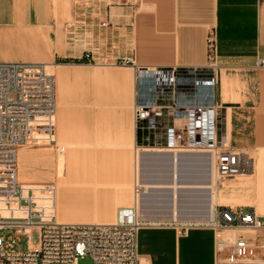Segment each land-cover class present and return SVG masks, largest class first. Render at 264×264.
Segmentation results:
<instances>
[{
	"label": "crops",
	"instance_id": "obj_1",
	"mask_svg": "<svg viewBox=\"0 0 264 264\" xmlns=\"http://www.w3.org/2000/svg\"><path fill=\"white\" fill-rule=\"evenodd\" d=\"M211 32L222 69L220 138L231 150L255 155L252 175L264 196V69L258 67L264 59V0H0V62L49 68L57 82L56 140L65 148L62 176L56 147L19 148L18 182L54 188L60 222L111 225L120 208L134 204L137 177L146 174L142 158L157 155L169 163L171 177L149 184L146 199L167 208H152L145 217L164 221L142 219L143 263L218 264L212 227L168 223L150 213L172 210L176 221V195L199 204L200 195L211 192L216 207L221 192L242 193L240 184L216 190L213 179L211 189L198 188L196 177L192 188H184L182 178L175 187L169 153L143 155L137 164L135 71L124 64L132 59L148 68L204 67ZM240 201L264 198L248 195L234 202ZM178 211L179 219V202Z\"/></svg>",
	"mask_w": 264,
	"mask_h": 264
},
{
	"label": "built area",
	"instance_id": "obj_2",
	"mask_svg": "<svg viewBox=\"0 0 264 264\" xmlns=\"http://www.w3.org/2000/svg\"><path fill=\"white\" fill-rule=\"evenodd\" d=\"M217 35L208 37L209 62L204 67L134 66L136 158L145 152L206 154L220 180L252 175L255 158L226 147L219 134L218 88L221 67ZM89 58L90 55H87ZM258 67L264 69V59ZM57 82L44 64L0 62V264H144L138 236L143 187L139 175L132 206L120 208L116 223H63L56 213L52 187L18 182V150L28 145L56 147ZM10 209H3L2 203ZM210 226L216 233L218 264H252L264 258V241L242 232H264V216L254 208L218 206ZM7 231H23L21 240ZM39 233L38 245L33 233ZM221 262V263H220Z\"/></svg>",
	"mask_w": 264,
	"mask_h": 264
},
{
	"label": "bare ground",
	"instance_id": "obj_3",
	"mask_svg": "<svg viewBox=\"0 0 264 264\" xmlns=\"http://www.w3.org/2000/svg\"><path fill=\"white\" fill-rule=\"evenodd\" d=\"M48 68V67H47ZM48 72L51 73L49 71L48 68ZM222 96V95H221ZM146 154H166V153H149V152H145V153H140L138 159L141 160L143 155ZM170 155V154H169ZM185 155H198V154H182V155H172V158L174 159V177H175V187H177V181L178 179L183 180L182 185L184 188H192L193 187V182L192 180L196 177L199 178V182L195 183L196 186H199L198 188H207V189H211L212 188V180L214 179L215 182V169L214 167L212 168V171H210V169L208 170V166L207 163H205V159L203 158H199V159H189V158H182ZM157 156V155H156ZM155 156V157H156ZM152 156H144L142 158V165H143V171H145V173L148 175V180H153V183L151 182H147V184H145V182H140V177H139V184L143 187V195L141 197V209H140V219L142 221L146 220V221H151L153 222H157V221H164L163 220H157V219H152V218H147L145 219V217H149L148 216V212L150 211V209H165L167 208L165 203H163V206H159L156 203V201H149V199L147 200L146 198V193H149L150 190V186L149 184H159L161 185L162 182H157L155 180H163L164 178H167L168 174L170 171H168L170 169V165L167 161L162 160V159H158ZM166 157V156H165ZM163 158V157H162ZM169 158V157H168ZM182 158V159H181ZM207 160H210L207 159ZM139 161V160H138ZM209 163V162H208ZM63 162L61 161V166H62ZM256 165V162H255ZM172 168V167H171ZM211 173V175L209 174ZM209 177V179H208ZM154 200V199H153ZM199 204H196L197 201H192V199H190V203L186 204L183 209L184 210H191V205L194 204L196 208H202V213L200 215H198V218H196V222L198 223H210L213 222L215 220V206L213 204V197H212V193L209 192V194L206 195H200L199 198ZM198 206V207H197ZM175 219L176 221L178 220V197L176 195L175 197ZM143 222V221H142ZM144 223V222H143ZM145 224V223H144ZM197 224V223H196ZM200 225V224H199ZM221 263V262H220ZM252 264H256V263H252Z\"/></svg>",
	"mask_w": 264,
	"mask_h": 264
},
{
	"label": "rangeland",
	"instance_id": "obj_4",
	"mask_svg": "<svg viewBox=\"0 0 264 264\" xmlns=\"http://www.w3.org/2000/svg\"><path fill=\"white\" fill-rule=\"evenodd\" d=\"M27 148H52L50 146H36V145H28L26 146ZM62 155L63 153H60V151L56 148L55 149V156H56V164H57V171L59 172V175L62 176L61 173V159H62ZM253 157L255 158V155L252 154ZM198 158L201 157L203 159H205V163H207V168L208 170L210 169V171H212L213 168V164L211 159H209L210 157L206 154H198L195 155ZM256 161V159H255ZM209 162V163H208ZM23 172H25V168L22 169ZM255 170L256 169V165H255ZM211 175V173H209ZM264 175V171L260 172V176ZM169 176L171 174H168ZM257 174L254 175H248V176H242V177H237L235 179H229V180H220L217 176V174L215 175V189L219 190L221 188H224L227 185L233 184V183H239L240 188L242 193H222L219 195L220 196V200H217V205L216 207H218L219 203L220 204H228L230 206L233 207H254L256 208V210L258 211V214L261 216H264V202L260 201V202H254V203H246L243 201L240 202H234L238 199L243 200L246 198V196L248 195H253L254 199H262L264 198V196H261V190L260 188L256 187V176ZM149 177V174H143L140 177V182L142 184V182L147 181ZM171 177V176H170ZM209 179V177H208ZM27 185H31V184H27ZM264 195V194H263ZM235 199V200H234ZM231 200H233V202H231ZM186 198L185 196H183V194L180 193L179 195V207H180V215H179V219L178 221H173V219L171 218L173 216V212L172 210L169 211H162V212H154L151 211V215L153 214H161L164 218H166V220H168V223H177V224H189L190 222L195 221V216L196 215H200L203 211L202 208L198 207L196 208L194 204L191 205V210L186 213L183 211V207L187 204ZM130 206V205H129ZM205 224V223H204ZM208 224V223H206ZM246 237L251 238L252 240H257V241H264V232H250V231H245L242 232ZM6 238L9 236H16L17 238H19L21 240V244L19 245V249L22 251H26L28 249V243H27V239L28 236L23 232V231H16L15 233L7 231L5 233ZM40 241V237H39V233L36 231L33 233V242L35 245H38ZM258 264H264V258L263 259H257L256 260ZM80 264H93L92 261L90 259H85V260H81Z\"/></svg>",
	"mask_w": 264,
	"mask_h": 264
}]
</instances>
